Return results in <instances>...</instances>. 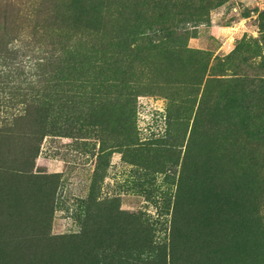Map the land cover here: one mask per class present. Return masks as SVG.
<instances>
[{"label": "rangeland", "instance_id": "obj_1", "mask_svg": "<svg viewBox=\"0 0 264 264\" xmlns=\"http://www.w3.org/2000/svg\"><path fill=\"white\" fill-rule=\"evenodd\" d=\"M57 8L96 54L66 62L31 169L32 134L0 135V264H264V0Z\"/></svg>", "mask_w": 264, "mask_h": 264}, {"label": "trees", "instance_id": "obj_2", "mask_svg": "<svg viewBox=\"0 0 264 264\" xmlns=\"http://www.w3.org/2000/svg\"><path fill=\"white\" fill-rule=\"evenodd\" d=\"M58 2L0 0V94L7 89L4 98L8 102L21 100L20 106L10 103L0 108V135L32 134L30 142L25 144L24 140L18 148L17 164L23 171L34 166L44 135V130L39 133L38 122L49 116L50 103L55 102L53 97L59 96L63 88L62 76L69 68L66 62L78 58L91 60L96 54V32L67 27ZM7 61L11 62V69L5 71L1 67ZM25 62L31 72L26 71ZM89 107L95 109L91 104ZM56 113L62 121V116L67 117L62 108L56 107ZM73 113L71 116L77 117L79 110L75 108ZM18 123H29L28 130L19 129ZM261 174L264 176V170Z\"/></svg>", "mask_w": 264, "mask_h": 264}, {"label": "bare ground", "instance_id": "obj_3", "mask_svg": "<svg viewBox=\"0 0 264 264\" xmlns=\"http://www.w3.org/2000/svg\"><path fill=\"white\" fill-rule=\"evenodd\" d=\"M225 162V161H224ZM224 164V163H223ZM222 165V164H221ZM223 166V165H222ZM226 166V165H225ZM223 169V168H222Z\"/></svg>", "mask_w": 264, "mask_h": 264}]
</instances>
